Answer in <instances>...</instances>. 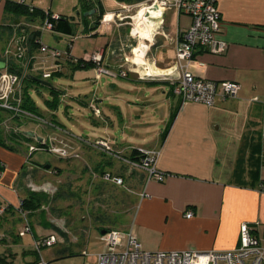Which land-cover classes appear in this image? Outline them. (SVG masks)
<instances>
[{
	"label": "crops",
	"instance_id": "1",
	"mask_svg": "<svg viewBox=\"0 0 264 264\" xmlns=\"http://www.w3.org/2000/svg\"><path fill=\"white\" fill-rule=\"evenodd\" d=\"M6 1L0 0V25L8 27L7 30L0 29V59L6 62V66L12 63L22 72L39 73L42 64L38 60H44V55L39 53L37 46L29 52V56L32 55L33 58L29 59L28 56L24 64L18 63L6 53L8 48L14 51V45L10 46L11 40L17 33L25 30L22 24L18 25L23 19L6 9ZM23 1L28 6L34 4L32 0ZM101 2L103 16L114 12L106 10L103 0ZM218 6L222 17L219 37L228 43V48L223 54L197 52L189 69L198 77L238 82L240 89L235 96L226 98L220 96L211 106L198 102L182 104L180 95L174 91V86L167 80L141 79L136 72H130L126 78L120 77L126 82L124 83L126 86L113 85L119 91H131L128 88L138 85L142 88L135 97L134 103L140 106V109L144 106H155L156 103L147 100L160 93L165 95L166 102H169L167 104L171 113L181 102L166 138H163L161 132L160 137L149 145L129 144L128 141L120 143L117 137L108 132V126L110 128L114 126L111 119L112 111L122 118L124 112L121 106L114 108L106 106L109 114L104 112L105 108L101 110L106 116L103 121L104 126L107 124L105 127L107 137L103 136L102 139L114 145L128 147L129 149L125 150L126 153L130 151L128 154L136 148L161 150L158 168L169 174L163 182L148 180L147 172L144 169L137 170L138 167L128 161L130 160L128 156L125 159L113 157L105 161L108 157L105 151L107 149H102L104 153L96 157L93 154L95 150H83L85 147L79 141L69 143L77 150L74 151L76 152L74 155L69 153L68 157L73 162L78 161L79 159L74 160L73 157L81 152L86 168L93 172L95 178L99 179V175L95 174L99 171L104 175L113 173L124 179L123 185H117L106 180L105 177L102 180L121 186L127 192L124 195L132 200V206L127 209L126 221L121 224L119 230L132 229L143 249L148 251L234 249L240 244V227L243 223H249L252 226L253 233L260 238L264 246V0H219ZM94 9L99 15V8ZM79 14L80 10L76 23L77 19L82 20ZM175 16L176 21L173 25ZM33 20L32 22L38 24L35 32L40 34L39 21ZM115 22L116 24L101 20L96 24V20L93 19L84 24L86 29H90L87 34L94 37L106 36L108 33L103 34V30L106 31V26L109 24L112 25L113 32H118L121 29L120 23L117 20ZM140 22L145 23L141 20ZM155 22L152 33L144 28L151 36H144L150 42L146 39L140 40L144 46L148 45L144 47V50L140 48L144 51L142 60L139 58L140 55L133 57V47L139 45V40L135 45L129 44L127 36L124 35H118V39L105 37L106 41L100 44L101 46L95 47L92 52L102 53L103 63L114 70L128 68L131 60L135 59L144 61L151 71L165 72L178 64L176 50L178 39L191 26L192 19L188 14L180 13L177 9H168L164 12L162 19ZM116 44L122 48V51L109 54L108 47L116 46ZM29 47L31 50V45ZM125 58L130 62H127ZM140 72L144 74L145 71L140 69ZM166 85L169 87H165ZM139 100H146L148 103H137ZM95 104L98 106V103ZM129 104L132 103H124L126 108H130ZM39 136L42 137V135ZM39 136L35 139L39 140ZM47 138L50 139L51 136ZM55 140L59 145L57 139ZM4 148L13 153L21 152L19 149L12 151L7 147ZM113 151L117 150L113 149ZM9 160H13L10 165L0 157V161L5 164L0 178L8 177V172L13 170L11 183L9 185L6 183L4 186L14 190L17 203L12 200L13 195L10 193H1L0 198L12 204L14 208L9 212H16L17 215V207L22 198L27 197L21 195L17 188L24 161L20 158L15 163L14 158ZM89 163H93V167ZM58 168L62 169L64 166ZM7 169L10 170L6 173ZM143 193L147 195L142 196ZM188 211H193L192 217L186 216ZM7 215L8 213L0 219L3 221L0 225V264H15L20 261L17 260L20 256L12 252V247L23 244L20 239H17L22 238L18 235L22 224H19L15 235L9 232L4 233L3 225L7 222ZM99 221L98 223H103ZM93 222L96 223V221ZM31 226L33 238L59 233L47 224L31 223ZM108 228L113 227L109 224L101 225L100 231ZM63 239L64 246L60 249L49 250L50 247L43 249V256L48 264H64L58 259L82 254L88 246L87 242L81 241L80 234H73L70 240L64 236ZM27 249L28 252L23 250L20 264L38 263L34 246L31 245V248Z\"/></svg>",
	"mask_w": 264,
	"mask_h": 264
},
{
	"label": "rangeland",
	"instance_id": "2",
	"mask_svg": "<svg viewBox=\"0 0 264 264\" xmlns=\"http://www.w3.org/2000/svg\"><path fill=\"white\" fill-rule=\"evenodd\" d=\"M13 1L20 2V0ZM142 1L143 0H103V3L106 10L114 12L122 10L127 3L131 4L132 7L129 14L136 15L137 11H139L137 4ZM31 2L34 3L35 9L41 12L51 11L53 13H60L69 17L75 16L78 18L80 0H32ZM82 12L83 10L80 11L79 15L84 22L95 19L96 24H98V13L88 16L85 19L81 16ZM86 12H84V14ZM17 17L23 19L18 25L22 24L25 30L21 33H17L16 36L35 33L38 27L36 22H32L28 15H24L23 17L17 15ZM102 19L103 16L100 20ZM36 20L37 22L39 21V30L42 31L41 26L44 19L41 18V16H37ZM82 20L80 21L77 19L78 24L72 36L61 35L51 30H43L41 33L44 45L49 46L52 50L57 49L63 53H68L72 56V59L78 60L75 62L69 59L65 60L64 57H62L60 62L61 65H63V74H54L55 76L52 75V77L48 79H43L41 75L34 71L31 72L32 75L50 82L54 88H57L60 92L62 91L57 96L51 92L50 86L45 84H40L38 86L33 84L32 87L29 88V95L37 104L44 118H39L33 114H25L20 111H9L0 108L4 123L2 127L3 138L9 139V133L17 135L13 137L12 141H8L7 143L21 151L19 153H13L0 145V157H2L8 165L13 163V160H9L11 158L15 159L14 163L19 158L24 161L22 172L19 174L17 181V188L21 195L29 196L34 200V204L32 205L34 208H29L32 209L30 211L27 209L26 212H21L17 208V215L16 212L13 213L8 210L0 212V219L8 213L6 216L7 222L3 225L5 229L4 233L9 232V234L12 233L15 235L19 224H22L20 228L22 229L26 220L32 224L41 223L42 225H50L60 234L56 233L59 241L56 245L48 248L49 250H58L63 247V236L70 240L73 238V234H80L81 241L87 242L88 244L85 252L58 259L64 262V264H95L96 255L99 252H103L106 248V244L102 239L100 226L109 224L113 228H121V224H124L126 221V211L132 206V200L126 198L124 194L127 192L123 187L107 183L105 179V181L102 180L106 174L104 175L103 172L96 171L95 174L97 173L96 175H99V179H97L98 177L95 178L96 176L93 175V172L86 168L84 157L80 154L81 152L75 155L78 158L73 157L74 160L79 159L78 161H71L68 157L69 153L70 155H74V153H76L74 151L77 150L75 149L76 147L72 148L70 145L71 142L79 141L80 144H83V147H85L83 150H95L93 154L96 157H100V155L104 153L102 150L104 148L98 143L100 141H107L101 138L103 136L107 137L105 134V127L107 124L104 126L103 123L106 116L103 111H101L105 108L104 112L109 114V110L106 106L113 108L115 106H121L122 112H124L122 118H120V115L118 116L116 112L114 113V111H112L111 114L113 115H111V119L114 122V126H111V128L108 126V132L114 137H117L120 143L128 141L129 144L136 145H149L153 140L158 139L161 132L164 131L171 113L167 104L169 102H166L165 95L161 93L151 96L147 100L148 102L151 101L156 103L155 106H144L143 109H140V106L134 104L136 102L135 97H137L140 90H142L139 85L128 88L131 91H119V89L114 88L113 85L125 87L126 85L124 83L126 82H124L123 79L120 77L115 78L108 76L106 74L97 78L95 65L85 61L86 57L93 53L92 50L95 47L101 46L103 42L106 41L105 37H109V39L113 37L118 39V35H124L127 36L129 44H137L139 39L131 37L133 25H131L130 22L132 20H117L121 27L118 32H113V30H111L113 27L109 24L106 26L107 30H103V34L108 33L106 36L98 35L94 37L87 34L90 29H86V25ZM175 21L176 16L173 19V25ZM112 23L116 24L114 21ZM151 24L153 27L154 23L151 22ZM143 25L149 33H152L150 22L143 23ZM121 51L122 48L117 46V44L116 46L108 47L109 54H114L115 52L120 53ZM42 55H44L45 59L38 60L40 64H42L41 69H50L53 62L52 59L46 54ZM79 61H85L87 66L75 67L77 63L79 64ZM66 66L67 68H65ZM159 85L163 84L159 83ZM165 87L168 88L169 86L166 85ZM148 89L150 90L151 88ZM55 101H57V103H53ZM147 101L139 100L137 103H148ZM95 103H98V106ZM124 103L132 104H129L130 108H126ZM94 107L100 110L98 115L95 113ZM21 109L24 110L23 108ZM95 115L97 117H95ZM59 122L64 126L61 127ZM25 131H32L34 133L30 142L26 140L27 137H24L27 136L24 133ZM39 135H42V137ZM37 136L45 139V143L43 144L38 139H35ZM49 136H51L50 139L47 138ZM55 139H57L59 146L67 149L69 152L68 156L60 158L62 156L53 154L45 149L46 147L48 148L50 143H56ZM88 139L93 140L90 141ZM108 144L111 150H105L108 156H106L107 158L105 161L110 158L113 159V157L125 159L130 152L126 153L125 151L129 149L128 147L118 146V144L114 145L109 142ZM31 145L35 146L37 150L32 151V149H30ZM113 149L119 151V153L113 151ZM3 164L4 162L0 161V165ZM89 164L90 166L93 165V163ZM46 165H50V167L46 168ZM56 166H64V168L60 169ZM10 169H7L6 173ZM136 169L140 170L142 168L138 167ZM12 172L13 170L11 169L7 174L9 175L8 177L4 178L2 176L0 178V194L3 192L10 193L13 195L12 200L17 203L14 190L11 187L4 186L6 183H8V185L11 183ZM2 175H4V173ZM93 221H96V223H98V221L103 223H98L97 225ZM2 223L3 221L0 220V225ZM32 234V232L26 233L21 236L22 238H17L18 240L20 239L23 244L19 242V246L12 247V252L20 256V258L17 259L20 261H17L15 264L22 263L24 249L27 251V248H31V245L34 246L35 238H33Z\"/></svg>",
	"mask_w": 264,
	"mask_h": 264
},
{
	"label": "built area",
	"instance_id": "3",
	"mask_svg": "<svg viewBox=\"0 0 264 264\" xmlns=\"http://www.w3.org/2000/svg\"><path fill=\"white\" fill-rule=\"evenodd\" d=\"M219 0H144L137 4L139 9L142 7L145 14L149 11L151 15L160 21L163 14L168 9H177L180 13L188 14L192 23L191 26L183 32L179 37L177 43V58L178 64L168 69L165 72L156 73L150 70L144 61H134L126 59L131 65L128 68H119L114 70L103 63V55L100 52L89 54L86 57V62L94 63L96 69V77L100 78L106 74L112 77L129 76L130 72L138 73L141 79H161L171 82L174 86V91L180 95L182 104L187 102L204 103L209 106L214 105L217 98L222 96L233 97L240 89V84L236 81H217L214 79L198 77L191 71L190 65L194 60L195 55L199 51H208L213 54H223L228 48V43L219 37L222 27V17L218 6ZM21 3H24L22 0ZM155 6H158L157 10ZM131 4L124 5L122 10L118 12H111L113 17L106 20L107 14L103 16L104 22H115L116 20L131 19V25L135 26V15H130ZM31 11L35 7L29 5ZM128 12V13H126ZM54 19H58L59 15L56 13L51 14ZM44 22L42 24L43 30H53V25L49 22V12H45ZM146 17V16H145ZM147 19L154 21L152 19ZM133 23V24H132ZM154 23H156L154 21ZM131 30V37L139 39V45L133 47V57L138 55L142 56L143 48L141 39H146L140 32L134 33ZM24 31V30H23ZM35 37V43L39 53L46 54L52 59L50 69H40L39 75L43 79H48L56 72L62 71L61 58L65 60L77 62L78 60L72 59L68 53H63L57 49H50L49 46L44 45L42 39V31ZM30 35L22 34L14 36L10 42V46L14 45V51L11 48L6 50L8 56L13 57L18 63H26L28 60L30 47ZM150 40V39H149ZM147 42L148 39H146ZM142 46V47H140ZM148 47V45H145ZM139 49V50H138ZM53 52H52V51ZM146 55V54H145ZM143 55V57L145 56ZM32 59V55L29 56ZM145 58V57H144ZM45 59V58H44ZM140 69L145 71L141 74ZM28 75L27 71L24 74H19L17 71L5 69L0 70V108L9 111H20L25 114H30L22 110L21 103L23 99V80ZM257 100V98H254ZM95 113L98 115L100 110L95 108ZM32 115V114H31ZM263 119H264V102H263ZM3 121L0 123V130L3 131ZM0 132V139L2 133ZM45 143V139L40 141ZM102 148L111 150L107 141H100L98 143ZM35 146L31 145L32 151L37 150ZM53 154L63 157L68 156L66 148L50 143L48 148H45ZM139 150L144 154L143 158L139 161L128 160L134 166L140 167L147 172L148 180H156L163 182L168 173L161 171L158 168V160L161 155L160 149H143ZM105 179L112 181L117 185H123L124 179L121 176H116L113 173H107ZM143 193L142 196H146ZM8 201L0 198V212H4L9 207ZM21 212L20 205L17 207ZM187 217L193 216V211L186 213ZM32 232L31 223L26 220L23 228L19 231V235L23 236L26 233ZM102 239L106 244L103 252L96 255L95 264H264V246L261 244L260 238L253 233V228L249 223H243L240 227V244L234 249L228 250H172V251H148L143 249L141 243L137 240L135 233L132 229L119 230L114 228L105 229L101 233ZM58 242V237L55 233L46 236H39L34 239V250L38 255V264H48L43 256V249L51 247ZM85 252V251H83Z\"/></svg>",
	"mask_w": 264,
	"mask_h": 264
},
{
	"label": "trees",
	"instance_id": "4",
	"mask_svg": "<svg viewBox=\"0 0 264 264\" xmlns=\"http://www.w3.org/2000/svg\"><path fill=\"white\" fill-rule=\"evenodd\" d=\"M79 7H80V9H79L80 11L83 10V12L81 13L82 14L81 16L83 18H85V19L88 16L85 15L84 12L88 11L89 9H94V8L98 9L99 8V12L100 13L98 15L97 22L101 21L100 18L104 14L103 13V9H102L103 6H102L101 0H80V6ZM6 9L9 12H13V13H15L17 15H28L31 20L36 19L37 16H41V17L43 16V18H45L44 17L45 16V12H43V11L41 12V11H39L37 9H34V11H31L28 5H26L24 3H21V2H15V1H12V0H7L6 1ZM51 14H52V12L49 11V22L53 25V30L54 31H57V32H60V33H64V34H68V35H71V36L74 34L75 29H76V25H77V23L75 22L76 21V17L75 16L69 17V16L64 15V14H58L59 18L58 19H54ZM0 29L7 30L8 27L5 26V25H0ZM38 34H39L38 32L30 34V39H29V45H31V50L30 51H33L36 48L35 37ZM80 66L86 67L87 63L85 61H79V64L77 63V65L75 67H80ZM8 70L17 71L19 74H22V75L24 74V72H22V70L17 68L12 63H9ZM54 74L62 75L63 73L56 72ZM34 77H37V76H34L31 73H28V75H26L24 77V80H23V99H22L21 107L25 111L29 112L30 114H33V115H35V116H37L39 118H44L43 117L44 115L39 110L37 104L34 102V100L29 95V88L32 87L33 84L37 85V86L42 84L39 81H37ZM37 78H40V77H37ZM50 88H51V92L54 95L58 96L61 93L57 88H54L52 84H50ZM53 103H57V101H55ZM180 106H181V102L172 111V113L170 115V119H169L164 131L162 132L163 138H166L170 128L172 127V124H173V122L175 120V117H176V115H177V113L179 111ZM2 121H3V116L0 113V123ZM60 124H61V127L64 126V125H62V123H60ZM0 132H1V130H0ZM16 136L17 135H13L11 133L9 134V139H5L2 136L1 139H0V145H2L4 147H7L8 149H10L12 151H17V149L15 147H13V146L9 145V143H7L8 141H12L13 137H16ZM21 137H23V136H21ZM24 137L25 138L27 137L26 140L28 142L31 141V137H29V136H24ZM127 156H128V158H130V160L139 162L143 158L144 154L138 148H136V149H133L131 154H128ZM4 166H5V164L0 165V173L3 171ZM33 202H34V200L31 197L27 196V197L22 198V200H21L19 205H20V208L22 209V211L26 212L27 209L30 211L32 209H29V208H34L32 206L34 204ZM12 208H14V206L12 204H10L9 207L7 208V210L9 211ZM36 264H38V263L36 262Z\"/></svg>",
	"mask_w": 264,
	"mask_h": 264
},
{
	"label": "bare ground",
	"instance_id": "5",
	"mask_svg": "<svg viewBox=\"0 0 264 264\" xmlns=\"http://www.w3.org/2000/svg\"><path fill=\"white\" fill-rule=\"evenodd\" d=\"M137 9H138V8H137ZM144 12H145V10H144L142 7L139 9V11H137V14L135 15V26H134V28H133V32H134V33L140 32V34H141L142 36L150 37L151 34H149V33L144 29V25L141 24L140 20H141L142 22H145V23H149V22H150L151 29H153L151 22L154 23V21H151V20L149 21V20L147 19V17L144 16ZM112 17H113V14H112V13H107L106 20H109V19H111ZM142 46H143L142 49L144 50V47H145V46H144L143 44H142ZM142 46H140V47H142ZM142 49H140V50H142ZM138 50H139V49H138ZM143 50H142V52L144 53ZM141 55H142V53H141ZM139 58H141V60H142V56L139 57Z\"/></svg>",
	"mask_w": 264,
	"mask_h": 264
},
{
	"label": "water",
	"instance_id": "6",
	"mask_svg": "<svg viewBox=\"0 0 264 264\" xmlns=\"http://www.w3.org/2000/svg\"><path fill=\"white\" fill-rule=\"evenodd\" d=\"M157 8H158V6H155V9H156V10H157ZM94 13H96V10H95V9H92V10H90V11H87V12L85 13V15H88V14H94ZM145 16L148 17L149 19L154 20V21L157 20V18L153 17L149 11L145 14ZM17 22H18V21H17ZM5 68H6V62H5L4 60H1V59H0V70H1V69H5ZM34 78H35L37 81H39L40 83L50 86V82H47V81H45V80H43V79H40V78H37V77H34ZM24 133H25V135H27V136H31V137L34 136V133H33L32 131H25ZM39 140H42L41 137L39 138ZM49 167H50V165H46V168H49ZM104 232H105V230H103L101 233H104Z\"/></svg>",
	"mask_w": 264,
	"mask_h": 264
}]
</instances>
